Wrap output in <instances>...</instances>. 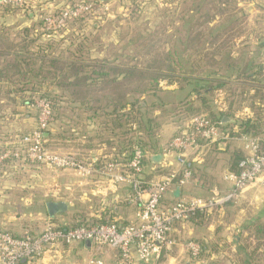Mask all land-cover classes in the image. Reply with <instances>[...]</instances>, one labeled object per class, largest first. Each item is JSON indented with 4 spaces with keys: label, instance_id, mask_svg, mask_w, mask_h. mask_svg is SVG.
I'll list each match as a JSON object with an SVG mask.
<instances>
[{
    "label": "crops",
    "instance_id": "obj_1",
    "mask_svg": "<svg viewBox=\"0 0 264 264\" xmlns=\"http://www.w3.org/2000/svg\"><path fill=\"white\" fill-rule=\"evenodd\" d=\"M29 1L32 6L44 5L48 9H54L70 0ZM93 1L101 2L109 7L115 0ZM184 2L185 0H178V11L181 14V16L178 15L181 17L178 25L183 21L187 22L190 18L189 27L185 29L186 34L190 35L184 43L207 45L206 49L208 45H231L230 63L225 68H208L204 73L190 74L192 77L204 76L206 78V92L198 88L200 94L192 91L191 85H187V82L181 81L180 78H178V84L161 81L159 98L166 107L175 106L172 114L175 117L170 116L165 122L160 123L157 151L143 148L147 152L146 174L148 178H152L156 177L158 172H168L171 169V166H163L167 163L166 158L162 157L161 161L156 163L152 157L155 154H161L162 148L177 133L180 124L183 125L184 121L194 115L203 112L207 115L209 113L221 114L220 123L223 125L226 138L214 143L201 160L192 163L193 177L185 185H178L168 192L164 198L165 204L182 198L212 197L215 192H229L233 187L229 175L238 172L240 161L247 156V142L250 139H258L264 144V0H201V5L198 0H193L191 7L185 12L182 11ZM14 10L9 9L0 14L1 30L6 32L8 28L6 13ZM33 13L30 12L27 15L29 22L24 23L20 29L36 26L38 16ZM19 15L21 16L20 13ZM19 15L16 18H19ZM106 16L108 14L104 13L98 20H91L84 27H76L77 32L84 33L85 36L99 35L102 30L101 25H103L100 20ZM29 49L35 48L29 47ZM106 50L92 48V56L82 63L84 69L78 75L79 86L68 84L60 87L45 84L46 86L33 88V83L37 82V78L18 77L19 75H15L9 68L11 61L0 58V146L2 147L3 142L8 141L14 134L29 133L36 126L37 110L32 103L27 102V99L32 98L36 92L47 91L66 97L75 94L74 96L79 97V104L66 102L63 106L66 112L80 114L76 126L79 131L80 149L73 151L71 146H67L63 154H72L94 169L91 173H80L87 179L84 183L85 190L80 191L82 187H78L80 209L72 208L73 204L68 201V197L75 191L71 185L64 182V180L68 181L66 178L71 170L60 171L44 164H29V168L33 171L31 178H47L50 184L55 183V185L44 186V188L32 186L31 190L20 188L23 191L21 193L25 195V206L32 208L12 212L1 205L0 230L21 237L26 232L39 235L50 221L56 224H74L77 218L92 221L110 218L118 224L126 225L136 220L140 205L131 200L132 186L127 182L113 186L110 182V175H106L103 170L111 159H118V156L122 162H129L132 157L129 155L133 154L135 148V146L128 147L129 138H132L130 133L127 135L124 147L126 150L119 147L115 138L117 136L116 123L112 120L105 123L103 116L95 117V115H102L105 111L111 112L115 104L112 102L98 103L91 99L114 96L113 93L116 95L118 90L113 85L103 89L102 83H99L100 74H98L102 71V66H106L108 76L113 77L111 67L129 62L119 58L102 57ZM243 51L256 54V57L237 58L239 52ZM21 70L24 71L22 67ZM70 77L72 76L68 74L64 81H70L71 79L68 80ZM120 79L118 78V81ZM51 81L53 80H46L45 83ZM91 83H94L93 87ZM20 87H24L23 91ZM203 96L207 98L209 106V109L204 111L201 99ZM126 97H129V92ZM130 110V106L127 105L126 111ZM160 110L162 109L156 110L154 114H160ZM66 125L73 126V123L68 121ZM126 126L129 124L127 123ZM56 134V129H54L53 135H47L49 146L56 139ZM100 136L103 142L99 139ZM124 145L125 143L122 147ZM174 159L175 157H172L171 161L173 162ZM13 175L19 177L16 173L7 177L0 176V181H5ZM105 176L107 180L99 185L100 178ZM76 183L79 184L78 186L83 184L82 181ZM97 194L101 195L95 197ZM62 201L67 205L66 210L52 213L50 206ZM212 212L214 213L204 221L178 225V232H174L182 243L188 240L196 241V239L201 244L206 243L207 249L204 254L199 259L193 260L184 248H179L168 256L167 261L171 264H178L179 260H183L182 264H215L217 262L264 264V174L246 186L237 201ZM60 247L32 264L119 263V250L113 247L98 248L90 241L74 242ZM227 254L229 257H226ZM222 255L225 257H221ZM220 258L223 259L219 261ZM21 264L27 263L22 262Z\"/></svg>",
    "mask_w": 264,
    "mask_h": 264
},
{
    "label": "built area",
    "instance_id": "obj_2",
    "mask_svg": "<svg viewBox=\"0 0 264 264\" xmlns=\"http://www.w3.org/2000/svg\"><path fill=\"white\" fill-rule=\"evenodd\" d=\"M23 0H0V5H23ZM107 6L96 1L71 0L56 12L43 16L42 29L60 31L70 20L105 12ZM37 110V125L29 133L16 136L8 144L13 148L0 150V166L8 159L41 163L57 170H75L91 173L79 158L72 154L56 153L47 145V130L53 119L52 103L38 98L33 103ZM163 148L161 154L171 166L168 172H158L156 177L146 179L144 160L147 152L136 146L129 162L110 161L105 171L113 186L127 182L133 188L131 200L139 203L137 218L126 225L115 223L75 228H60L48 222L39 235L26 232L17 237L0 230V264H18L22 259H39L63 244L90 241L98 248L113 247L119 250L118 264H171L163 258L179 248H184L192 259L203 252L201 243L195 240L180 242L172 238L176 223L185 224L197 210L212 211L227 202L238 199L246 186L264 174V144L250 139L246 144L247 156L239 163V170L231 173L232 189L226 194L215 192L212 197H191L176 200L171 206L164 204L168 191L185 185L193 175L190 161L201 160L205 151L214 143L226 138L218 123L207 114H197L186 121ZM175 157L173 162L171 158ZM170 159V160H169ZM174 248V249H173ZM174 264V263H173ZM179 264V263H178Z\"/></svg>",
    "mask_w": 264,
    "mask_h": 264
},
{
    "label": "trees",
    "instance_id": "obj_3",
    "mask_svg": "<svg viewBox=\"0 0 264 264\" xmlns=\"http://www.w3.org/2000/svg\"><path fill=\"white\" fill-rule=\"evenodd\" d=\"M15 9V7L8 8ZM93 18L92 17H79L73 20L68 21V23L59 31V32H47L42 29L43 20L38 19L35 27H24V35L29 37H25V39H29L31 42H26L24 40L20 41H12L8 36L7 32L0 29V58H4L6 60H10L11 64L9 67L11 71L18 77L29 78L33 76L37 78V82L33 83L35 88L36 86L42 87L46 86L45 84L55 85L63 87L65 85L71 86H79L80 81L78 80L79 74L83 71L84 66L82 63L84 60L89 59L93 52L92 47L89 45H82V40H86L88 35H84V33L77 32L76 27H84L88 24ZM95 20V19H93ZM98 20V19H96ZM78 35L81 38L74 42V45H65L64 38L66 37H77ZM61 39H63L61 41ZM59 41V45H54V42ZM40 42L39 45L37 43ZM79 42V44H78ZM36 44V45H34ZM29 47H33L35 49H29ZM171 56V55H169ZM150 63L147 65H141L136 62H124L119 63L116 66L111 67V72L113 73V77H109V72L106 69V66H102V71H100L99 83H102L103 89H106L107 86L113 85V87L118 88L117 93L114 96H105L104 98H96L91 99L92 101H97L98 103H114L115 108L109 111H105L102 115V118L105 120V123L109 121H113L116 123L117 128V136H125L124 139H121L122 145H125L121 148L125 149L126 139L128 133H130L129 145L133 148L134 146H141L142 148H149L153 151H157L158 146V133L161 129V124L159 121L160 115L163 113L164 115H168V112L171 113L168 107L160 98L159 93L161 91L160 83L161 81H167V83L173 84L178 83V78L181 81L187 82V85H191L192 91H197V94H200V91L206 92V78L204 76L200 77H192L190 74H181L178 73L177 65L169 63ZM21 67L24 71L21 70ZM108 68V67H107ZM15 71V72H14ZM72 76L68 78L70 81H64L66 76ZM207 75V74H206ZM16 76V77H17ZM40 78V79H39ZM58 78V81H57ZM94 78V77H93ZM118 78L120 81H118ZM53 80L49 83H45L46 80ZM76 79V80H75ZM94 80V79H93ZM101 80V81H100ZM94 82V81H93ZM86 84V83H84ZM25 85V84H24ZM128 85V86H127ZM91 86H94V83H91ZM21 91H23L24 87H20ZM127 92H129V97H126ZM73 94V93H72ZM75 95V94H74ZM69 95L66 97L62 94L50 93L47 91H38L36 92L32 98H28L27 102L34 103L38 98H47L51 101L53 107V119L47 130V134L53 135L54 129H56L57 124L55 125L56 119L59 115L60 109L64 108L63 106L66 101L72 104H79V97ZM77 95V94H76ZM202 105L204 109H209L208 101L206 97H201ZM90 100V99H89ZM151 102V104L149 103ZM130 106L131 110L126 111V106ZM162 109L160 114L155 115V111L158 109ZM75 114H80L77 112ZM94 116V115H93ZM175 117V115H174ZM208 117L213 121L219 124L222 131H225L223 125L220 123L222 116L221 114L215 115L212 113L208 114ZM79 122V121H78ZM77 122V123H78ZM129 126H126V124ZM153 126H157L154 128ZM182 123L177 131L181 132ZM128 128V129H127ZM137 136L135 138V136ZM175 134V135H176ZM21 136L19 134H16ZM14 134L8 141L3 142L2 147L0 146V150L13 148L12 145L8 144L11 139L16 137ZM57 135V134H56ZM145 135L150 136V140H145ZM174 135V136H175ZM173 136V137H174ZM172 137V138H173ZM48 139V137H46ZM135 138V139H134ZM132 139V140H131ZM49 140V139H48ZM47 145L49 143L47 142ZM212 144L209 148L213 147ZM217 145V144H216ZM208 148V149H209ZM135 149V148H134ZM207 149V150H208ZM126 150V149H125ZM132 150V149H131ZM205 151L206 154L208 151ZM132 152V151H131ZM133 155L130 153L129 157ZM111 159L114 161L120 160V156ZM121 161V160H120ZM194 161L189 162V167L192 169V163ZM26 164H33L27 160H17V159H8L0 166V176L7 177L11 174H20V167ZM41 164V163H38ZM144 168H145V160H144ZM22 169V168H21ZM193 175L194 171L192 169ZM146 173V170H145ZM192 175V177H193ZM146 179L148 175L145 174ZM175 186L174 188H176ZM171 191V190H170ZM168 191V192H170ZM167 192V193H168ZM176 202V201H174ZM172 203L165 204L167 207L171 206ZM235 201H229L225 204L229 205L234 203ZM219 208H215L212 211H215ZM212 211H200L197 210L195 214H193L185 224L189 223H198L204 221V219L209 218L212 214ZM214 213V212H213ZM50 223L54 224L56 227L60 228H75L80 226H95L101 224H112L115 223L119 226H123L122 224H118L117 222L111 220L110 218H104L100 220H88V219H79L77 218L76 223L74 224H56L55 222L50 221ZM178 225H181L178 223ZM197 241V239H196ZM67 245V244H63ZM203 252L199 255L197 259H199L207 249L206 243H202ZM195 260V259H193ZM35 259H22L18 264L22 262H26L27 264H32L35 262Z\"/></svg>",
    "mask_w": 264,
    "mask_h": 264
},
{
    "label": "rangeland",
    "instance_id": "obj_4",
    "mask_svg": "<svg viewBox=\"0 0 264 264\" xmlns=\"http://www.w3.org/2000/svg\"><path fill=\"white\" fill-rule=\"evenodd\" d=\"M23 1V5H0V14L8 11V8L15 7L13 12L6 13L8 27L6 32L12 41L21 42V40H24L26 42H31L29 39H25L27 36L24 35L23 28L20 29L24 23L29 22L27 15L30 12H34L38 16L37 19L42 20L44 14L52 11L56 12L71 2L70 0L63 6L48 9V7L44 5L32 6L29 0ZM192 1L193 0H185L182 6V11L185 12V10L189 9L192 5ZM198 3L201 5V0H198ZM104 11L108 16L100 20V23H103V25H101L102 30L100 34L89 36L86 40H82L81 42L82 45H89V47L95 49H107L102 57L119 58L122 61L136 62L141 65L157 62L168 65H170L169 63H173L177 65L178 73L181 74H201L207 71L208 68H225L230 63L229 57L231 53V45H208V49H206L207 45H189L187 44L188 42L184 43V40L187 41L190 35L188 33L186 34L185 31V29L189 27L190 18L187 19V22L180 21L182 24L178 25V21L181 19V14L178 11V0H115L109 7L107 6ZM104 13L97 10V12L92 13L91 15H86L85 17H92L96 20L101 18ZM179 14L180 16H178ZM17 15H19V18H16ZM80 38V35L77 37H66L64 38V43L65 45H74V42H77ZM62 40L63 39H61V41ZM56 41L57 42H54V45H59L60 40ZM39 44L40 42L37 43V45ZM236 57L240 59H252L256 57V54L254 55L247 51H243L239 52V55ZM149 103L151 104V102ZM169 109H172L171 113L168 112V115L162 113L160 115V123H162V121L165 122L170 116L174 117L172 114L174 113L173 109H175V106L172 105ZM204 110L205 109H203V111ZM68 121H71L73 126L66 125ZM78 121V114L66 112L64 108L60 109L55 122V125L57 124L56 139L53 144L50 145L51 147L49 146L53 151L56 153H63V151L67 149V146H71V148L74 149H71L73 151L80 149L78 144L79 131L76 127ZM35 124L37 125V122ZM153 127L156 128L157 126ZM103 133L105 132L103 131ZM135 135L136 134L133 136ZM136 137L137 136H135V138ZM102 138L105 137L102 136ZM115 138L116 144H118L119 147L122 146L121 139H124L125 136H115ZM99 139L103 142L101 136ZM68 140L70 142H68ZM145 140H150V136L145 135ZM25 167L22 165V167L19 168L21 170L20 174L17 175L19 177L13 175V177L6 179L5 181H0V206L3 205L5 208L12 210V212H21L22 210L32 208L25 206V195L22 194L23 191L20 188H30L31 190L32 186L44 188V186L55 185V183L50 184L47 181V178H31V176H33L32 168H29L28 164H26ZM91 170H93V168H91ZM69 172L70 174L68 178H66L68 181L64 180V182L71 185L75 191L68 197V201L73 204L72 208H80L81 202L79 201V193L80 191L85 190L84 183L87 179L80 174L81 172L79 171L71 170ZM104 173H106L105 170ZM106 178V176L102 179L100 178L99 185L104 184L107 180ZM77 181H82V186H78L79 184L76 183ZM78 187H82V189L80 188L81 190L79 191ZM220 193L221 195L226 194L227 191ZM99 195L101 194H97L95 197H98ZM238 199L232 201H237ZM223 206L224 205H222V208ZM174 230L175 233L178 232V223L174 225ZM175 233L172 234V238L179 241L174 235ZM177 250L178 249H175L172 253H175ZM221 257H225V255H222ZM226 257H229L228 254ZM221 259L223 258H220L219 261ZM166 260V258H163L162 262H166ZM182 262L183 260H179V264H182ZM217 263L222 264L221 262Z\"/></svg>",
    "mask_w": 264,
    "mask_h": 264
},
{
    "label": "water",
    "instance_id": "obj_5",
    "mask_svg": "<svg viewBox=\"0 0 264 264\" xmlns=\"http://www.w3.org/2000/svg\"><path fill=\"white\" fill-rule=\"evenodd\" d=\"M224 120H226V118H225ZM47 135H48V134L46 133V136H47ZM162 157H163L162 154H155V155H153L152 159L157 163V162H160V161H161ZM66 208H67L66 203L62 201V202H58V203H56V204H52V205L50 206V211H51L52 213H53V212H56V211L62 212V211H65Z\"/></svg>",
    "mask_w": 264,
    "mask_h": 264
}]
</instances>
